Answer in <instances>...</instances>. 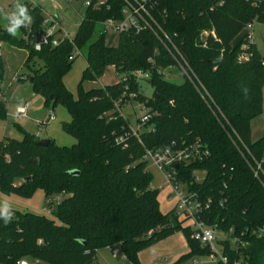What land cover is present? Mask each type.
I'll list each match as a JSON object with an SVG mask.
<instances>
[{
  "label": "trees",
  "instance_id": "16d2710c",
  "mask_svg": "<svg viewBox=\"0 0 264 264\" xmlns=\"http://www.w3.org/2000/svg\"><path fill=\"white\" fill-rule=\"evenodd\" d=\"M89 1L92 5L85 7L73 39H63L57 46L49 41L40 49L35 47L45 20L40 5L23 3L32 17L26 26L30 29L27 40L10 36L0 27V43L28 51L24 65L31 70L33 92L47 104L68 109L72 119L62 128L76 139L72 146H60L50 138L45 146L38 144L37 135L25 132L21 140L5 137L0 141V192L30 197L42 189L47 199L63 197L54 210L60 223L19 210H13L14 218L7 225L0 218V264L21 260L94 264L99 249L116 244L128 260L141 264L143 251L178 232L185 235L188 248L167 264L210 256L208 245L191 238L187 219L174 208L161 209L160 191L151 188L153 177L143 160L145 147L158 149L174 141L195 140L207 147L209 155L181 164L179 176L190 191L211 200L201 218L230 238L244 233L242 240L247 244L239 251L231 247L229 237L219 240L231 264L236 259L264 264V231L253 233L264 228V176L259 179L253 171L256 162L264 168V138L254 141L251 132L252 119L264 112V57L255 43L244 47L246 34L238 40L249 23L264 24V0L150 1L148 8L180 54L150 30L121 32L118 44L108 46L102 23L123 19L124 2ZM99 1L104 3L95 6ZM76 49H87L77 97L64 82ZM243 53L249 59L240 60ZM178 61L187 63L192 76L184 75L181 84L164 73L177 67ZM110 66L126 79L84 89L85 81L98 80ZM138 70L148 75L153 88L150 97L133 75ZM5 74L0 55L1 119L8 111L2 96ZM124 95L147 107L150 115L141 141L131 137L126 148L115 142L130 126L115 105ZM195 171L204 172L202 182L195 181Z\"/></svg>",
  "mask_w": 264,
  "mask_h": 264
},
{
  "label": "rangeland",
  "instance_id": "374dc122",
  "mask_svg": "<svg viewBox=\"0 0 264 264\" xmlns=\"http://www.w3.org/2000/svg\"><path fill=\"white\" fill-rule=\"evenodd\" d=\"M17 0H0V9L5 12L14 10V5ZM29 2L31 0H20V3ZM44 8V15L60 14L64 29L69 33H76L81 23L85 10L84 0H56V5L49 0H35ZM34 4V3H32ZM35 5V4H34ZM7 21L0 16V27L6 29ZM28 26V25H27ZM22 28H27L23 32ZM43 30V29H42ZM29 27H21L16 37L27 40ZM249 30H244L238 40ZM210 33L206 32L203 36L207 37ZM253 42L257 45L259 53L264 57V24L254 22L252 30ZM106 44L108 46H116L119 41V34L113 30H108L106 33ZM28 51L14 47L8 43H0V55L5 58V79L2 87L3 98L7 103V117L0 118V141L5 137L21 140L24 133H32L37 135L40 140L53 139L57 145L72 146L76 143V139L63 131L62 124L71 122V116L68 109L62 104L53 105L47 104L43 96L33 92V85L28 76L31 70L25 67V57ZM87 49L81 51L73 62L69 72L64 78V82L68 90L73 96H78V85L81 82L83 72L87 67L86 62ZM40 66V65H39ZM165 76L172 82L181 84L185 81V76L178 67L171 70H166ZM122 76V75H121ZM119 74L113 66L106 69L105 73L96 81H85L83 87L86 91L94 88H102L106 85H112L119 80ZM141 91L148 97L152 96L153 88L148 81L147 76L140 79ZM28 103V112L24 115L18 111L19 106ZM263 111H264V86H263ZM122 115L132 126H135L137 119L145 114V110L136 101L129 102L122 107ZM252 139L257 141L264 138V112L252 119L251 122ZM264 162V158H263ZM148 171L152 174L151 188L160 191V206L164 212L171 209V204L167 201L166 194L168 192L167 183L165 182L164 174L152 163L147 165ZM203 172H199L200 178L204 177ZM58 198L62 196H53L46 198L45 192L42 189H37L30 197H22L16 194H4L0 192V205L4 201H8L12 210L22 212H32L39 215H44L54 219L60 223L55 216L54 210L58 204ZM51 203V204H50ZM223 236L221 233L219 239ZM187 241L182 232L175 233L167 239H164L140 254L141 264H151L160 258H164L162 264H167L176 259V257L187 250ZM30 264H47L45 262H37L28 260ZM199 264H207V259H200ZM188 263H191L189 261ZM94 264H133L128 260L119 244L108 248L99 249Z\"/></svg>",
  "mask_w": 264,
  "mask_h": 264
},
{
  "label": "built area",
  "instance_id": "2783aa9c",
  "mask_svg": "<svg viewBox=\"0 0 264 264\" xmlns=\"http://www.w3.org/2000/svg\"><path fill=\"white\" fill-rule=\"evenodd\" d=\"M53 3V6L56 5V0H49ZM152 0H123L124 8H123V19L115 20L108 19L102 23L103 31L107 33L108 30H113L120 34L121 32H126L129 30H135L137 32L143 30L152 31L157 38L168 47L170 45L173 51L177 54L179 53L178 48L172 42V39L168 36L165 30L158 23L156 18L153 16L152 12L148 8V3ZM104 2L99 1L95 6L102 5ZM92 3L89 0L84 1V6L89 7ZM43 43H48L51 41L52 45L57 46L63 39H73L72 34L67 32L62 33V26L57 16L48 15V18L45 17L43 22ZM254 28V22L249 23L246 26V29L249 32L246 33L247 44L244 45L245 48H248L250 44H253V34L252 30ZM245 29V30H246ZM42 43V44H43ZM42 44H36V49H40ZM172 51V50H171ZM81 51L76 49L73 55L70 57V60L76 58ZM249 59L248 53H243L240 56V60ZM183 73V75L192 79V76L189 72V67L186 62L178 61L177 66ZM174 67L169 68L170 70ZM168 69V70H169ZM133 75L137 79H141L143 76L148 75L141 70L133 72ZM121 76V75H119ZM125 80V77H119V80ZM131 98H134V94H130ZM132 102V100L125 98H120L116 101V109L122 114V104H127ZM140 106L145 110V114L137 119V123L135 126L130 124L129 129L125 130L123 133H120L116 136L115 142L122 147L126 148L129 144V139L131 137H137L140 141V134L145 130L144 124L148 121L150 115L149 109L144 105L140 104ZM28 109V103L21 105L18 108L20 114H25ZM111 119V118H109ZM209 155V150L207 147L200 141L195 140L190 143H177L172 142L169 146L158 148V149H150L145 147V153L143 160L146 162H150L155 165L165 176V182L167 183V188L169 189V194L167 196L170 202H173V208L176 213L182 218L187 219L191 229L192 234L191 238L194 240H198L201 243L208 245L211 248L212 254L207 257H196L191 260V263L186 264H199L200 259H207V264H231L230 258L228 255L224 254L223 246L219 243V235L221 233L222 239L230 238L220 232L216 227L208 225L202 218L201 215L210 208L211 200H202L197 192L190 191L188 189L187 183L183 181L179 174V168L181 164H189L197 161H202ZM255 177L261 179L264 176V168L261 162H256L253 167ZM200 171L194 172V178L196 182H202L203 178L198 176ZM204 173V172H203ZM264 231V228L259 231H254V234L261 235ZM232 232V229H231ZM241 237L235 236L230 238L231 247L236 251H239L241 247H244L247 242L242 240L244 233L241 234ZM164 258H160L157 261H154L152 264H162ZM165 260V259H164ZM18 264H30L28 260H21ZM233 264H244L241 260L236 259Z\"/></svg>",
  "mask_w": 264,
  "mask_h": 264
},
{
  "label": "clouds",
  "instance_id": "9594fccd",
  "mask_svg": "<svg viewBox=\"0 0 264 264\" xmlns=\"http://www.w3.org/2000/svg\"><path fill=\"white\" fill-rule=\"evenodd\" d=\"M0 16L8 22L6 30L13 37L17 36L21 27H26L32 23V17L27 6L20 3V0H17L14 10L11 12H5L3 9H0ZM243 91L247 95L248 89L244 88ZM0 218L3 219L6 225L11 223L14 218V211L7 200L0 205Z\"/></svg>",
  "mask_w": 264,
  "mask_h": 264
},
{
  "label": "crops",
  "instance_id": "0c3cea01",
  "mask_svg": "<svg viewBox=\"0 0 264 264\" xmlns=\"http://www.w3.org/2000/svg\"><path fill=\"white\" fill-rule=\"evenodd\" d=\"M31 3H34L35 5H38L39 3L38 2H35V0H31ZM43 8V7H42ZM43 11H44V8H43ZM53 15H55V16H57L58 17V19H59V21H60V23H61V26H62V33H63V31L64 32H67L65 29H64V26H63V22H62V20H61V17H60V14H53ZM67 33H69V32H67ZM69 34H72V35H74V33H69ZM27 55H28V53L26 54V57H25V61H26V58H27ZM4 57V56H3ZM4 60H5V58H4ZM25 63V62H24ZM4 83V82H3ZM3 91V90H2ZM2 96H3V94H2ZM20 107V106H19ZM27 112H28V109H27ZM168 194H169V189H168V192H167V194H166V197L168 196ZM170 204H171V208H173V202H170L169 200H167ZM186 250H184L183 252H185ZM183 252H181V253H183ZM154 262V261H153ZM152 264V263H151Z\"/></svg>",
  "mask_w": 264,
  "mask_h": 264
},
{
  "label": "water",
  "instance_id": "95a60500",
  "mask_svg": "<svg viewBox=\"0 0 264 264\" xmlns=\"http://www.w3.org/2000/svg\"><path fill=\"white\" fill-rule=\"evenodd\" d=\"M43 36H44V31L41 30L40 32L37 33V39H36V44H42L43 43ZM30 81H32V79H30ZM39 145H48L49 144V140L45 139V140H40L38 142ZM78 173V172H76Z\"/></svg>",
  "mask_w": 264,
  "mask_h": 264
}]
</instances>
